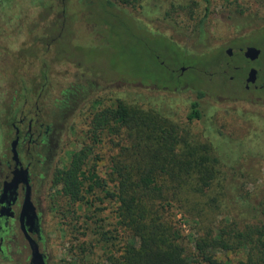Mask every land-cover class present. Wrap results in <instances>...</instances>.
Returning a JSON list of instances; mask_svg holds the SVG:
<instances>
[{
	"label": "rangeland",
	"instance_id": "obj_1",
	"mask_svg": "<svg viewBox=\"0 0 264 264\" xmlns=\"http://www.w3.org/2000/svg\"><path fill=\"white\" fill-rule=\"evenodd\" d=\"M88 1L0 0V160L10 154L9 121L24 95L27 110L36 101L45 123L56 130L55 157L51 166L48 158L44 164L56 169L65 168L73 152L89 142L88 123L100 108L115 106L118 99L142 107L171 103L172 120L186 136L187 144L179 146L206 154L203 168L213 170L212 179L193 180L200 190L186 193L184 206L173 207L183 234H214L231 223L224 217L225 200L220 209L209 203L223 182L237 186L239 197L247 195L264 211V90L242 87L248 69L262 72L264 64L246 61L239 50H264V0H181L183 7L175 13L179 21L194 25L206 16L201 41L175 32L138 2L113 0L115 5L103 10L98 0ZM231 7L245 12L227 17ZM229 47L233 53L227 56ZM174 79L179 87L167 89ZM198 90L205 94L203 116L188 121ZM60 113L65 118L57 120ZM111 140L106 132L84 165L87 170L98 153L96 169L107 180L110 156L118 151ZM53 178L45 182L41 200L50 264H111L108 238L116 225V204L96 188L69 208ZM111 187L108 181L106 188ZM247 222L264 226V213ZM243 256L228 254L231 263ZM23 257L0 258V264H25Z\"/></svg>",
	"mask_w": 264,
	"mask_h": 264
},
{
	"label": "trees",
	"instance_id": "obj_2",
	"mask_svg": "<svg viewBox=\"0 0 264 264\" xmlns=\"http://www.w3.org/2000/svg\"><path fill=\"white\" fill-rule=\"evenodd\" d=\"M130 1L138 2L143 10L147 6L150 9L147 11L175 32L197 36L198 41L204 39L206 16L194 25L176 19L175 13L183 7L181 0ZM99 2L103 10L115 5L113 0ZM227 12L230 17L245 11L231 7ZM219 53L221 56V49ZM162 66L168 70L164 64ZM172 82V87L167 89L179 87L175 79ZM204 95L198 90L196 98L190 102L185 116L188 121L202 118L200 100ZM174 114L171 103L158 106L150 102L142 107L122 99H118L115 106L94 112L88 123L89 142L75 150L69 164L54 174L68 207L83 201L85 193L96 188L102 189L105 197L116 204V225L108 238L111 264H264V226L251 227L247 222L257 220L264 211L247 195L239 197L237 186L231 183L219 184L216 196L209 198L210 206L215 209L223 207L221 200H225L224 217L231 223L214 234L186 235L187 238L176 224L175 204L177 208L184 206L186 193L200 190L193 180H210L213 170L203 168L209 160L206 154L193 146H179L187 144L186 136L172 120ZM106 132L118 147L110 156L109 180L98 175V153L89 168L84 169L90 152ZM108 181L113 183V188H106ZM237 223L240 229H236ZM236 251L244 256L231 263L228 254Z\"/></svg>",
	"mask_w": 264,
	"mask_h": 264
},
{
	"label": "flooded vegetation",
	"instance_id": "obj_3",
	"mask_svg": "<svg viewBox=\"0 0 264 264\" xmlns=\"http://www.w3.org/2000/svg\"><path fill=\"white\" fill-rule=\"evenodd\" d=\"M246 47L239 48L246 61L253 62L260 59L264 64L263 49L259 48L258 56L254 60H250L244 56ZM229 48L230 54L225 49L227 56L233 53L232 48ZM251 68L255 67H250L248 72ZM255 69L254 82L246 81L248 72L242 81L244 90H264V71L260 72L259 68ZM232 77L229 76V78ZM19 86L26 92L27 87L22 82ZM73 93L78 96L77 90H72L71 94ZM17 96L20 97V93H17ZM20 98L21 105H18L17 113L9 121L10 133L12 132L13 135L9 145L10 154L5 160L3 158L0 160V258L11 261L13 255L19 256L23 253L25 264H30L31 251L25 236V232H27L37 243L38 250L43 255V264H50V255L47 252L44 236L45 207L43 202L41 205V200L45 182L48 185L50 182L48 177H54L57 170L44 165L48 158L51 166V160L55 157L56 130L50 124L45 123L43 116L39 113V106L36 101L33 103V109L27 110L28 95ZM78 106L79 102H76L74 107ZM62 118H65V114L60 113L56 119L61 120ZM64 128L65 125L63 124L59 131ZM67 129L70 131L69 127ZM15 138H17L16 160L12 158L13 153L11 151V142ZM51 182L55 183L54 178ZM26 198L29 199L33 209H26V214L21 216Z\"/></svg>",
	"mask_w": 264,
	"mask_h": 264
},
{
	"label": "water",
	"instance_id": "obj_4",
	"mask_svg": "<svg viewBox=\"0 0 264 264\" xmlns=\"http://www.w3.org/2000/svg\"><path fill=\"white\" fill-rule=\"evenodd\" d=\"M230 48H227V53L230 54ZM260 53V49L255 47V46H248L246 47L245 51H244V56L250 60H254L258 54ZM183 69V67H182ZM255 72L256 69L255 68H251L248 72L246 81L247 82H254L255 80ZM16 142H17V138H15L12 142H11V151L13 153L12 158L14 160H16ZM26 209H33L29 199H25L24 205H23V209H22V214L21 216H24L26 214ZM25 236L29 242V247H30V251H31V258H30V264H43V255L42 253L38 250V246L37 243L27 234V232H25Z\"/></svg>",
	"mask_w": 264,
	"mask_h": 264
}]
</instances>
